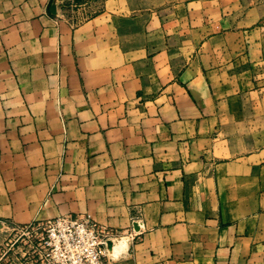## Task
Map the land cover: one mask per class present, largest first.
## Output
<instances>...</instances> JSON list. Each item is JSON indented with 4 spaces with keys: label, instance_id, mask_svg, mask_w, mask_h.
Returning <instances> with one entry per match:
<instances>
[{
    "label": "crops",
    "instance_id": "crops-1",
    "mask_svg": "<svg viewBox=\"0 0 264 264\" xmlns=\"http://www.w3.org/2000/svg\"><path fill=\"white\" fill-rule=\"evenodd\" d=\"M86 214L108 264H264V0H0V223Z\"/></svg>",
    "mask_w": 264,
    "mask_h": 264
},
{
    "label": "built area",
    "instance_id": "built-area-1",
    "mask_svg": "<svg viewBox=\"0 0 264 264\" xmlns=\"http://www.w3.org/2000/svg\"><path fill=\"white\" fill-rule=\"evenodd\" d=\"M15 237L2 246L1 258L11 264H108L112 231L92 215H66L45 222L12 226Z\"/></svg>",
    "mask_w": 264,
    "mask_h": 264
},
{
    "label": "rangeland",
    "instance_id": "rangeland-1",
    "mask_svg": "<svg viewBox=\"0 0 264 264\" xmlns=\"http://www.w3.org/2000/svg\"><path fill=\"white\" fill-rule=\"evenodd\" d=\"M15 234L16 233L11 231L8 227L0 226V249L3 245L9 243V241L15 237Z\"/></svg>",
    "mask_w": 264,
    "mask_h": 264
},
{
    "label": "water",
    "instance_id": "water-1",
    "mask_svg": "<svg viewBox=\"0 0 264 264\" xmlns=\"http://www.w3.org/2000/svg\"><path fill=\"white\" fill-rule=\"evenodd\" d=\"M0 226H2L1 223H0Z\"/></svg>",
    "mask_w": 264,
    "mask_h": 264
},
{
    "label": "bare ground",
    "instance_id": "bare-ground-1",
    "mask_svg": "<svg viewBox=\"0 0 264 264\" xmlns=\"http://www.w3.org/2000/svg\"><path fill=\"white\" fill-rule=\"evenodd\" d=\"M122 247H123V245H122ZM117 250V249H116Z\"/></svg>",
    "mask_w": 264,
    "mask_h": 264
}]
</instances>
